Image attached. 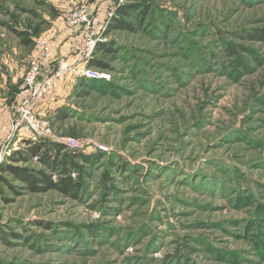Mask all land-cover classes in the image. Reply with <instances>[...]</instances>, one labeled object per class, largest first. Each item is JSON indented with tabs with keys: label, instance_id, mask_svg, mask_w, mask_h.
I'll list each match as a JSON object with an SVG mask.
<instances>
[{
	"label": "rangeland",
	"instance_id": "374dc122",
	"mask_svg": "<svg viewBox=\"0 0 264 264\" xmlns=\"http://www.w3.org/2000/svg\"><path fill=\"white\" fill-rule=\"evenodd\" d=\"M77 1L0 0L2 105ZM110 3L91 8L101 76L63 79L47 115L45 140L77 145L56 170L17 163L76 185L0 173V264H264V0H124L106 20ZM7 137L0 166L26 147Z\"/></svg>",
	"mask_w": 264,
	"mask_h": 264
},
{
	"label": "built area",
	"instance_id": "2783aa9c",
	"mask_svg": "<svg viewBox=\"0 0 264 264\" xmlns=\"http://www.w3.org/2000/svg\"><path fill=\"white\" fill-rule=\"evenodd\" d=\"M93 2L94 0H78L63 12L69 30L67 36L69 49L79 57L77 62L69 63L65 59H60L56 63L53 58L56 46L44 37L36 39L35 55L31 57L18 91L17 105L11 119V132L7 140L17 138L18 142L21 139L37 142L50 137L53 134L52 126L41 109L44 105L53 104L58 100L60 82L72 75L88 79L101 76L88 66L89 59L98 43L102 41V33L106 27L105 21L91 12ZM123 3L124 0H112L105 10V19H112ZM58 142H65L68 146L77 145L74 138H62ZM5 148L3 145L0 161L5 158L6 152L3 150ZM34 159L37 160V157Z\"/></svg>",
	"mask_w": 264,
	"mask_h": 264
},
{
	"label": "trees",
	"instance_id": "16d2710c",
	"mask_svg": "<svg viewBox=\"0 0 264 264\" xmlns=\"http://www.w3.org/2000/svg\"><path fill=\"white\" fill-rule=\"evenodd\" d=\"M117 14H127V10L124 6H121L117 10ZM113 21V26L121 27L122 20L116 18ZM132 27V26H130ZM257 37V36H256ZM27 43H30L31 40L27 39ZM100 48L98 45L96 49ZM88 66L90 67H99L102 68L103 65L97 59L91 57L88 61ZM72 77V76H70ZM68 77V78H70ZM74 77V76H73ZM66 78V79H68ZM57 100L53 104L44 105L41 109L42 114H54L58 108ZM66 116L65 113H61V109L57 111L56 116L59 119H63ZM24 143L26 147L21 150L14 151V153L9 157L10 163L7 162L4 165L0 166V173L1 172H8L11 173L13 176L16 177L17 180L25 182L28 187H30L33 191H45L52 188L61 189L66 192H70L73 186L76 183L73 182L72 177L63 178L59 180H54L51 174H48L43 169H34L23 165H18L17 163H27L37 157V160L47 166L48 168L55 169L58 166V158L60 157L62 151L65 150V145L63 143L49 141V140H40L37 142H33L29 139H24ZM82 157H86L82 155ZM3 178L0 177V182ZM2 194V190L0 187V195Z\"/></svg>",
	"mask_w": 264,
	"mask_h": 264
},
{
	"label": "crops",
	"instance_id": "0c3cea01",
	"mask_svg": "<svg viewBox=\"0 0 264 264\" xmlns=\"http://www.w3.org/2000/svg\"><path fill=\"white\" fill-rule=\"evenodd\" d=\"M69 1L71 2L73 0H66V3L67 2L69 3ZM67 5L65 7V10L70 7ZM61 19L64 23V28L63 29L61 27L56 28L54 34L45 35V37L56 46V53L53 57L54 59H56L57 61L60 59H65L69 63H74L77 62L79 57L74 53H71L69 49V45L67 41L69 30L67 29V26L65 24L64 17L63 18L61 17ZM34 55H35V50L32 56ZM19 73L20 72H18L17 74L18 77L21 76ZM22 74H24L23 70H22ZM15 93L17 94V92ZM0 105L2 104L0 103ZM2 106H3L2 107L3 110L1 111L0 114V144L5 140V138L8 135L11 126V119L12 116L14 115V107L12 105L6 103V105H2Z\"/></svg>",
	"mask_w": 264,
	"mask_h": 264
}]
</instances>
